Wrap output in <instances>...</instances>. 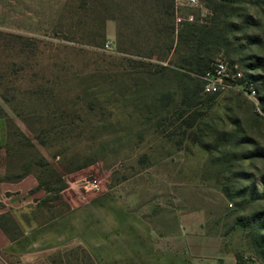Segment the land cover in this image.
Returning a JSON list of instances; mask_svg holds the SVG:
<instances>
[{
  "label": "rangeland",
  "instance_id": "obj_1",
  "mask_svg": "<svg viewBox=\"0 0 264 264\" xmlns=\"http://www.w3.org/2000/svg\"><path fill=\"white\" fill-rule=\"evenodd\" d=\"M46 1L0 0V31L48 42L62 24V31L73 32L69 27L74 16L65 14L64 5ZM196 2L195 7L174 9V15H192L194 20L210 17L212 11L203 0ZM221 4L226 14L225 37L213 60L237 63L253 79L256 99L235 91L206 103L202 97L191 105L185 93L193 87L192 81L169 74L143 80L144 74L134 63L141 59L118 54L114 39L106 38L108 48L104 45L99 50L105 54L104 60H95L91 53L85 58L86 72L99 71V75H90L83 82L71 79L60 88L62 94L77 86L87 88L86 103L73 101L86 107L97 98L102 108L95 107L88 118L93 124L101 123L82 142L67 143L61 157L52 158L54 147H38L54 165L62 157L90 165L63 175L66 189L57 196L42 199L21 216L17 213L24 227L10 214L22 232L31 233L102 193L122 191L129 196L132 191H142L155 206L163 204L172 213L179 211L188 222H202L201 235L211 239L206 247L259 264L251 238L264 236V0H222ZM130 47L118 46L122 51L132 50ZM134 48L132 51L142 49L136 42ZM68 65L74 72L78 64L69 59ZM113 73L117 74L115 96L108 92L112 83L107 75ZM1 105L27 136L32 137L27 127H43L28 118L22 123L8 106ZM193 119L192 127L187 128ZM4 125L0 120L1 130H6ZM1 172L2 168L0 177ZM82 180H96L98 191H83ZM2 222L14 232L10 222ZM0 257V264H88L76 246L45 254L40 262Z\"/></svg>",
  "mask_w": 264,
  "mask_h": 264
},
{
  "label": "trees",
  "instance_id": "obj_2",
  "mask_svg": "<svg viewBox=\"0 0 264 264\" xmlns=\"http://www.w3.org/2000/svg\"><path fill=\"white\" fill-rule=\"evenodd\" d=\"M221 1L203 0L212 11L210 17L176 26L173 4L169 0H66L63 9L65 14L74 16L69 27L73 32L62 31V24L60 30L48 37L51 39L48 42L50 40L0 31V102L22 123L28 118L43 125L39 130L27 127L32 137L27 136L8 117L0 103V120H4L6 128L4 144L0 147V183H15L30 175L37 181V187L31 193L42 190L57 196L66 189L63 175L90 165L88 161L64 157L54 165L46 160L38 147L44 150L54 147L56 151L52 158L61 157L67 143L82 142L83 136L101 123L98 120L93 124L88 118L95 107L102 108L97 98L87 102L86 107L73 101L85 102L87 88L77 86L64 94L60 88L71 79L83 82L91 75L85 70V58L90 53L97 61L106 58L99 50L106 44L107 22H113L115 26L116 52L141 59L134 63L141 69L139 73L144 74L143 80L169 74L173 78L192 81L193 87L185 93L191 105L197 104L202 97L204 103L219 97L202 93L200 76L214 62L225 37L226 14ZM135 42L142 49L132 51ZM123 44H129L132 50H120L118 46ZM69 59L78 64L74 72L72 65H68ZM44 61L49 63L44 65ZM150 68L153 72L148 70ZM97 75L99 71H93L91 76ZM244 75L253 80L245 72ZM107 76L112 83L108 92L115 96L117 90L113 82L117 74ZM193 121L186 124L187 128L192 127ZM2 220L10 222L13 233L5 222L1 223ZM0 230L10 241L23 235L10 213L0 215ZM78 249L88 264H94L82 248ZM251 249L258 263L264 264V236H252ZM236 261L243 263L237 257ZM50 264L56 263L51 261Z\"/></svg>",
  "mask_w": 264,
  "mask_h": 264
},
{
  "label": "crops",
  "instance_id": "obj_3",
  "mask_svg": "<svg viewBox=\"0 0 264 264\" xmlns=\"http://www.w3.org/2000/svg\"><path fill=\"white\" fill-rule=\"evenodd\" d=\"M46 2L63 5L66 0ZM105 30L106 38L114 39V23L107 22ZM4 138L5 131L0 128V147ZM36 187L37 181L30 175L15 183L1 182L0 215L10 213L16 216L20 227H24L17 213L20 215L51 195L42 190L31 193ZM114 193H102L70 208L31 233L23 232L14 241L8 240L0 230V254L23 263L40 262L45 254L76 246L82 248L94 264L236 262V257L224 256L217 249L206 247L211 239L201 235L202 222H188L186 215L179 211L172 213L163 204L155 206L142 191H132L129 196L122 191Z\"/></svg>",
  "mask_w": 264,
  "mask_h": 264
},
{
  "label": "built area",
  "instance_id": "obj_4",
  "mask_svg": "<svg viewBox=\"0 0 264 264\" xmlns=\"http://www.w3.org/2000/svg\"><path fill=\"white\" fill-rule=\"evenodd\" d=\"M173 4V8L177 10L182 7H195L197 6L196 0H169ZM192 15L181 17L177 13L174 15L175 25H179L182 22H193ZM105 48H108V44H105ZM202 82V93L204 95L221 96L229 92H241L249 98L255 100L257 97V89L253 80L245 77L242 68L234 62L217 59L211 66L200 76ZM80 187L85 192L98 191V183L96 180H82ZM234 264H240L235 262ZM241 264H253L250 261L245 260Z\"/></svg>",
  "mask_w": 264,
  "mask_h": 264
}]
</instances>
